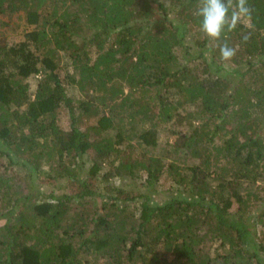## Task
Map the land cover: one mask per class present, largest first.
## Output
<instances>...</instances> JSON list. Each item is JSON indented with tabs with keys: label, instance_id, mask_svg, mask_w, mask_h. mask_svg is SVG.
I'll use <instances>...</instances> for the list:
<instances>
[{
	"label": "trees",
	"instance_id": "trees-1",
	"mask_svg": "<svg viewBox=\"0 0 264 264\" xmlns=\"http://www.w3.org/2000/svg\"><path fill=\"white\" fill-rule=\"evenodd\" d=\"M199 6L0 0V264H264V0Z\"/></svg>",
	"mask_w": 264,
	"mask_h": 264
},
{
	"label": "clouds",
	"instance_id": "clouds-1",
	"mask_svg": "<svg viewBox=\"0 0 264 264\" xmlns=\"http://www.w3.org/2000/svg\"><path fill=\"white\" fill-rule=\"evenodd\" d=\"M196 14L201 18L203 34L218 41L225 30H235L245 17H250L251 8L248 0H200ZM219 50L224 61H230L236 54V49L226 42L220 45Z\"/></svg>",
	"mask_w": 264,
	"mask_h": 264
},
{
	"label": "rangeland",
	"instance_id": "rangeland-1",
	"mask_svg": "<svg viewBox=\"0 0 264 264\" xmlns=\"http://www.w3.org/2000/svg\"><path fill=\"white\" fill-rule=\"evenodd\" d=\"M9 39H10L11 43H14V42H19L22 39V37L21 36H13L12 35L11 37H9ZM65 61H67V59H65ZM217 69H219V68L217 66H215L214 70H217ZM37 82H38V76H34V77H30L29 78V83L31 85V90L32 91L36 90ZM68 95L74 101V104H76V101L80 98V93L78 92L77 89H74V88H69L68 89ZM183 114H184V112H183ZM59 122H60V124H61V126L63 128H65V129L69 128V114H68V110L67 109L63 108L61 110L60 115H59ZM167 130H168V128L167 129L163 128V129H161L159 131L160 137H161V143H160V147L157 148L156 151H155L156 154L162 155V156H165V157H167V156L169 157V154H170V152H169L170 148L167 147L166 138L167 137L169 138L171 134ZM185 130L188 132L189 131L188 127L185 128ZM170 141L173 142V139H170ZM115 182H118V180H116ZM122 184L125 185L127 183L125 182V183H122ZM172 186L173 185H172L171 182L163 180L160 183V185H159L162 194H159L156 197V200L158 202H162L165 199H167L168 196L172 195L170 193V192H172L171 191V188H173ZM261 186H262V189H259V190H262V193H264V184H262ZM127 188L132 190L133 192H135L134 187L127 186ZM234 208H236V207H234ZM213 250H214V248H213Z\"/></svg>",
	"mask_w": 264,
	"mask_h": 264
}]
</instances>
